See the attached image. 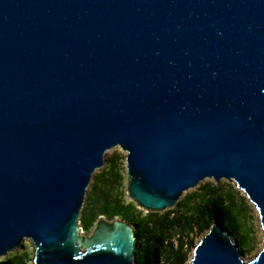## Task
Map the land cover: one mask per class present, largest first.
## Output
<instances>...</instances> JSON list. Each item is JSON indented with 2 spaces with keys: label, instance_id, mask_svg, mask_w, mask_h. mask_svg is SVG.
<instances>
[{
  "label": "water",
  "instance_id": "1",
  "mask_svg": "<svg viewBox=\"0 0 264 264\" xmlns=\"http://www.w3.org/2000/svg\"><path fill=\"white\" fill-rule=\"evenodd\" d=\"M116 146L147 212L205 178L256 207L253 258L216 218L189 264H264V0H0V257L138 264L133 223L79 220Z\"/></svg>",
  "mask_w": 264,
  "mask_h": 264
},
{
  "label": "trees",
  "instance_id": "2",
  "mask_svg": "<svg viewBox=\"0 0 264 264\" xmlns=\"http://www.w3.org/2000/svg\"><path fill=\"white\" fill-rule=\"evenodd\" d=\"M112 181L115 180L114 174ZM106 175L93 177V187L87 196V204L82 212L83 228L88 230L97 214L105 213L110 218L121 215L122 218L135 225L136 245L135 261L138 264H184L188 257V248L194 239H185L192 230L205 232L216 218H219L233 236L237 235L240 225L241 211L237 207L233 189H224L218 184L207 183L199 192L185 195L177 208L168 209L164 213L149 211L144 213L132 201L123 203L112 200L111 188L102 186ZM180 207L182 209L180 210ZM98 208V210H95ZM178 235L177 246L170 244L169 257L165 256L168 239ZM244 241V234L239 236ZM187 245V249L185 246ZM25 257H7L4 264H25Z\"/></svg>",
  "mask_w": 264,
  "mask_h": 264
},
{
  "label": "rangeland",
  "instance_id": "3",
  "mask_svg": "<svg viewBox=\"0 0 264 264\" xmlns=\"http://www.w3.org/2000/svg\"><path fill=\"white\" fill-rule=\"evenodd\" d=\"M126 153H124V150L120 147V146H116L113 147L109 150H107L105 152V163L102 167L98 168L93 176H92V180L90 185L87 188V193H86V197H85V202L83 205V208L81 210V214H80V222L81 225L83 227V223H82V212L83 209L85 207V205L87 204V196L90 194L92 187H93V177L95 175H100V174H105L106 176V181L104 183H102V186L104 187H110L111 190V199L116 201V200H120L123 203H127L129 201H132L139 209L143 210L144 213H146L147 211L140 208L128 195V191H127V171H126ZM114 174L115 180L112 181V175ZM207 183H212V184H216V181L213 178H205L204 180L200 181L199 184L197 186H195L194 188L188 190V191H184L181 198L179 199V201L181 199H183L185 197V195L190 194V193H196L199 192L201 187ZM218 185H220L221 187H223L224 189L227 188H232L235 194V199L238 203V208L241 211V217H240V225L238 227L237 230V235L233 236L234 240H236L239 244L240 247V252H241V256L243 257L244 260H249L251 258H253L261 249L262 245H263V231L261 228V224H260V219H259V215H258V211L256 209V207L254 206V204L251 203V201L249 200L248 196L239 188L236 187V184L234 181H227V179H221L218 182ZM179 201L176 203V205H174L171 208H167L164 209L162 211H155L157 213H164L166 210L168 209H175L178 206ZM182 209V207H180V210ZM95 210H98V208H96ZM100 215H104L106 218H110L107 214L105 213H99L97 214L96 219L99 218ZM115 216H119L121 217V215H115ZM122 218V217H121ZM95 221L93 222V224L91 225V227L86 230L83 228L84 232H91L92 227L95 223ZM222 222V221H221ZM222 224L224 225V223L222 222ZM225 226V225H224ZM230 232L231 230L229 228H227ZM205 232L199 233L197 232L196 229L192 230L191 232H189L187 235H185V239H189V238H193L194 242L192 245L189 246V252H188V257L185 261L184 264H188L189 259L193 253V247L195 245V243H197V241L202 237V235ZM232 234V233H231ZM244 234V241L241 242L240 239V235ZM174 244V247L177 246L178 243V235L175 234L173 237H171L170 239H168V243L167 247L165 248V256H163L162 259L166 260V256L169 257V253H170V246H172L171 244ZM185 249H187V245L185 246ZM25 257V264H33V257H34V246L33 243L30 239H25L23 241V245L21 246V250H15V251H10L8 252V254L6 256H1L0 257V264H4L3 260L7 257ZM170 258V257H169Z\"/></svg>",
  "mask_w": 264,
  "mask_h": 264
},
{
  "label": "bare ground",
  "instance_id": "4",
  "mask_svg": "<svg viewBox=\"0 0 264 264\" xmlns=\"http://www.w3.org/2000/svg\"><path fill=\"white\" fill-rule=\"evenodd\" d=\"M191 258V257H190ZM188 264H189V262H188Z\"/></svg>",
  "mask_w": 264,
  "mask_h": 264
}]
</instances>
